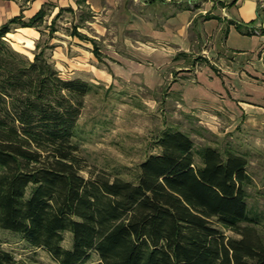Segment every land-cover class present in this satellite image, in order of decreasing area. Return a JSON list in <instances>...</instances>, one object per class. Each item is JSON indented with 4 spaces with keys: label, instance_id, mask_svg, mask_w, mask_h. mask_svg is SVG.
Instances as JSON below:
<instances>
[{
    "label": "trees",
    "instance_id": "obj_1",
    "mask_svg": "<svg viewBox=\"0 0 264 264\" xmlns=\"http://www.w3.org/2000/svg\"><path fill=\"white\" fill-rule=\"evenodd\" d=\"M21 1V13L0 25V230L58 264H264V239L247 204L245 153L199 147L168 129L135 181L88 168L75 138L86 97L98 85L63 78L46 53L55 20L75 10L60 7L49 40L37 42L30 60L7 34L32 27L42 36L47 12L43 6L26 21ZM75 2L87 8L86 0ZM77 28L72 35L91 42L101 59L96 41ZM66 232L70 248L62 244ZM0 264L25 263L0 247Z\"/></svg>",
    "mask_w": 264,
    "mask_h": 264
},
{
    "label": "crops",
    "instance_id": "obj_2",
    "mask_svg": "<svg viewBox=\"0 0 264 264\" xmlns=\"http://www.w3.org/2000/svg\"><path fill=\"white\" fill-rule=\"evenodd\" d=\"M23 2L0 0V25L19 15ZM25 4L26 21L46 4L77 8L75 0ZM86 6L90 24L124 44H116L112 54L99 46L101 66L90 64L108 86L115 84L113 76H144L153 89L172 76L176 65L178 77L169 91L179 95L187 117L219 136L245 140L263 135L264 0H86ZM15 30L36 31L33 39L39 37L32 27ZM86 43L92 51V43Z\"/></svg>",
    "mask_w": 264,
    "mask_h": 264
},
{
    "label": "rangeland",
    "instance_id": "obj_3",
    "mask_svg": "<svg viewBox=\"0 0 264 264\" xmlns=\"http://www.w3.org/2000/svg\"><path fill=\"white\" fill-rule=\"evenodd\" d=\"M44 7L47 15L39 25L44 29L42 36L37 30L39 37L33 39L38 36L36 31L19 32L15 28L13 33L7 36L10 45L30 60L34 58L37 42L45 46L49 40L48 27L60 9L49 4ZM74 9L75 13L64 11L55 20L57 30L50 39L53 46L47 48L46 53L63 78L82 76L98 85V88L86 97L75 138L88 168L104 170L112 177L135 181L139 164L149 155L159 152L156 141L168 129L187 133L199 147L212 145L223 151L230 145L233 149L245 153L249 160L248 172L252 183L246 188L247 204L251 215L258 220L257 227L264 239V133L259 138L247 137L245 140H239L234 135L229 137V134L219 136L199 124L193 117H187L180 107L179 95H171L169 91L173 79L178 77L176 65L172 68V76L165 77L164 83L153 89L147 86L144 76L136 79L113 76L115 84L108 86L90 70V64L96 65L97 68L101 66V59L88 48L89 43L72 35L73 27L77 25L79 32L93 37L98 47L110 50L111 54L116 50V44L122 48L124 44L119 38L116 40L109 30H96L90 24L91 16H88L87 9L78 6ZM92 56L98 63H91L89 57ZM107 89L109 91H106ZM174 97L176 102L171 101ZM83 174L87 176L88 172L84 171ZM62 244L66 248L71 247L70 233H64ZM0 247L12 252L18 261L25 264H58L46 250L29 247L17 234L0 230ZM86 264L97 262L92 260Z\"/></svg>",
    "mask_w": 264,
    "mask_h": 264
}]
</instances>
